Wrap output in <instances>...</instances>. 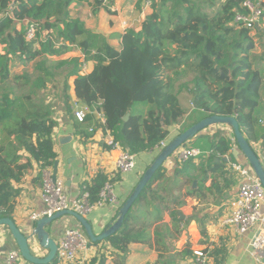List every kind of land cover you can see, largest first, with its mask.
I'll use <instances>...</instances> for the list:
<instances>
[{"label":"trees","instance_id":"obj_1","mask_svg":"<svg viewBox=\"0 0 264 264\" xmlns=\"http://www.w3.org/2000/svg\"><path fill=\"white\" fill-rule=\"evenodd\" d=\"M93 1L98 8L109 11L101 7L99 0ZM148 1L153 13L140 31H125L119 37L120 50H116L103 36L90 32L80 19L71 17L73 3L89 0H0V45L4 47L0 53V210L4 211L1 218L11 219L20 195L13 184L20 183L33 168L32 161L42 171L53 168L57 161L54 112L43 99L36 101V96L56 78L48 59L73 47L80 48L86 56L95 52V68L91 74L81 76L77 74L78 60L63 61L58 67L73 65L76 70L63 78L76 76V99L102 113L104 131L133 156L155 151L169 137V128L178 125L186 115L180 103L184 93L192 97L195 109L209 117H234L242 133H255L264 72L257 66L252 32L243 23L235 22L238 14L248 15L243 8L246 0ZM261 6L264 9V3ZM27 24L38 26V39L33 42L26 39ZM42 33H52L53 40L41 42ZM261 46L264 48L262 42ZM259 59L264 61V55ZM18 63H36L35 69L41 76L34 79L27 71L13 74ZM64 84L65 106L71 113L69 87ZM26 88L30 91L22 93ZM139 107L141 110L135 111ZM260 138L257 134L251 140L257 142ZM211 143L218 155L224 156L231 150V140L221 132L215 134ZM161 169L141 197L158 180ZM107 182L108 178L100 174L83 183L82 188L88 187L94 203ZM139 199L120 230L104 241L114 251L128 252L129 233L137 227L133 210ZM119 211L106 229L119 220ZM106 261L101 253L88 264ZM50 264H59V260L56 258Z\"/></svg>","mask_w":264,"mask_h":264},{"label":"crops","instance_id":"obj_2","mask_svg":"<svg viewBox=\"0 0 264 264\" xmlns=\"http://www.w3.org/2000/svg\"><path fill=\"white\" fill-rule=\"evenodd\" d=\"M147 1L114 0L111 9L107 11L98 8L93 0H89L87 3H73L70 6V15L72 18L80 19L90 32L103 36L112 48L120 50L119 37L126 31L123 22L129 24L128 30L140 31L146 18L153 13L151 6L146 8ZM18 29H21L20 25ZM252 37L256 45L261 44L263 34L253 32ZM256 48L254 54L259 56L260 52L258 47ZM94 55L95 52L92 56H86L80 48L73 47L71 51L61 56L49 58L48 66L53 68L63 61L78 60L77 74L85 76L91 74L95 68ZM35 66L36 63L25 65L18 63L12 73L24 74L26 71L32 73ZM257 66L264 72V61L262 64L258 60ZM62 68L66 70L65 75L75 70L73 65ZM75 79L76 76L63 78L62 91L59 92L55 91L59 82V79L55 78L47 83L53 92L48 91L46 87L40 93L46 105L53 102L57 107L52 110L53 119L57 123L53 133L54 151L59 162L57 178L65 181L69 197H76L81 192L83 183L95 180L100 174L113 184L116 205L97 208L86 217L95 233L101 234L134 192L162 150L156 148L153 152L136 156L135 169L123 175L118 174L116 161L119 151L107 145V135L102 131L97 117L89 115L84 125L73 118V106L79 102L75 95ZM64 82L69 87L67 94L70 97L71 113L65 106ZM49 84H52L53 88ZM180 103L186 115L178 125L169 128L170 134L165 140L167 146L180 134L209 117L194 108L193 99L187 93L180 96ZM140 110L139 107L135 111ZM256 117L259 125L255 133L243 134L264 165V133L262 137L264 83ZM92 127L96 128L94 134L88 132ZM219 132L232 143L231 150L224 156L212 150L211 140L213 141L215 134ZM257 134H260L261 138L254 142L251 138ZM188 148H198L203 154L185 163L179 162L174 154L161 167L160 177L152 183L147 195L139 199V204L133 210L136 217L133 222L137 227L129 233L131 240L128 252L122 254L111 249L107 242H101L98 247H91L90 257L84 264H88L93 257L101 253L107 258L106 264H196L194 256L196 250H204L208 254L209 264H254L249 254V243L253 233L239 236L234 229L221 224L222 219L230 213L229 204L237 196L244 181L233 170L232 165L242 164L251 168L239 152L233 130L227 125L213 126L188 141L179 150ZM24 156L27 158V154ZM32 162L33 168L26 173L22 181L13 184L20 190V195L16 199V207L11 216L18 228L28 234L32 232L33 226L31 214L45 209L41 198L44 173L49 172L51 175L54 173V167L42 171L36 162ZM190 165L192 167L188 169ZM262 210L264 211V206ZM67 228L81 230L74 218L65 217L53 228L52 238L57 241ZM12 250L18 249L11 234L6 227H0V264H4L7 254ZM34 250L38 256L47 254L44 249L38 247ZM82 259L84 260L83 256H80L76 264H81Z\"/></svg>","mask_w":264,"mask_h":264},{"label":"built area","instance_id":"obj_3","mask_svg":"<svg viewBox=\"0 0 264 264\" xmlns=\"http://www.w3.org/2000/svg\"><path fill=\"white\" fill-rule=\"evenodd\" d=\"M99 1L102 4V8L107 7L111 9L112 0ZM261 3L257 0H246L243 3V8L248 11V15L238 14L235 22L243 23L244 27L252 33L256 32L258 26L264 28V9ZM146 5L150 6V1H147ZM122 25L126 31L130 29L127 22H123ZM38 33L39 29L36 24H27L26 39L28 42L37 40ZM50 38H53L52 33H42L40 41L46 42ZM0 47L2 51L0 53H3L4 47L1 45ZM73 114L75 120L81 125L86 124L89 115L93 114L97 117L102 131L107 135V145L113 147V150L119 151L116 161L118 174L123 175L135 169L136 156L131 155L119 145H116L111 134L108 131H104L105 118L102 113L94 112L85 104L76 102L73 106ZM95 131V127L88 130L91 134H94ZM166 146L165 141H163L157 148L163 151ZM175 154L179 162L185 163L191 159L199 158L203 152L198 148H188L178 150ZM232 168L244 181L239 188L237 196L229 204L230 213L222 219L221 224L234 229L239 236L252 232L253 237L249 243V254L254 264H264V211L262 210L264 206V187L255 176L253 170L246 165L233 164ZM43 181L41 198L45 209L31 214L30 219L33 223L68 210L86 218L97 208L106 205H116L117 203L111 182H107L104 185L98 200L93 203L86 186L82 188L76 197L70 198L66 193L65 181L61 178L53 181L52 175L49 172H45ZM3 213L4 211L0 210V218ZM56 243L59 264H76L80 256H83L84 260H81V264H84L90 257L91 241L81 230L65 229ZM32 246L33 250L34 248L36 249V242H33ZM194 256L196 264H209L208 254L204 250L194 251ZM4 264L30 263L23 259L18 250H12L7 254Z\"/></svg>","mask_w":264,"mask_h":264},{"label":"water","instance_id":"obj_4","mask_svg":"<svg viewBox=\"0 0 264 264\" xmlns=\"http://www.w3.org/2000/svg\"><path fill=\"white\" fill-rule=\"evenodd\" d=\"M257 30L263 34L262 43L264 44V29L258 26ZM128 119L129 116H126L124 120L127 121ZM217 125H227L233 130V135L237 142L240 154L245 157L255 176L264 187L263 162L249 141L245 138L237 119L234 117L211 116L192 126L166 146L150 168L145 172L134 192L129 196L125 204L121 206L119 211V220L110 228L105 229L101 234L95 233L92 225L85 217L69 210L57 213L50 218H43L38 222L33 223V226H31L32 232L29 234L27 232L23 233L10 218H0V227L7 228L21 256L30 264H50L57 258V243L56 240L52 238L50 230H53L58 221L65 217L74 218L78 222L81 231L85 233L91 243L104 242L120 230L129 211L135 202L141 197L142 193L148 184L153 180L163 164L169 158L173 157L174 154L188 141L192 140L206 129ZM58 166L59 162L56 161L54 164V173L52 175L53 181L57 179ZM48 228H50V230H48ZM33 242H36V247L44 249L47 254L45 256H38L33 250Z\"/></svg>","mask_w":264,"mask_h":264},{"label":"rangeland","instance_id":"obj_5","mask_svg":"<svg viewBox=\"0 0 264 264\" xmlns=\"http://www.w3.org/2000/svg\"><path fill=\"white\" fill-rule=\"evenodd\" d=\"M146 8H150V6H148V5H146ZM258 45H256V47H258V52H260V54H259V56H256L255 54V56H256V58H257V60H259L260 61V59L259 58H261L263 55H264V48L261 46V44L260 43H257ZM0 49H1V47H0ZM257 49V48H256ZM261 63L263 64V61L261 60ZM58 65V63L56 64V65H54V75H55V77L57 78V79H59V82H58V85H57V87H56V90L55 91H59V92H61L62 91V83H61V81L63 80V77L65 76V68H62V67H58L57 66ZM16 71V70H15ZM19 71V70H18ZM17 72V71H16ZM31 75L34 77V79H36V77L39 75V76H41V73L40 72H37L36 71V69H34V71H32V73H31ZM49 86L51 87V88H53V85L52 84H49ZM47 90L49 91V90H51V89H49L48 88V85H47ZM30 91V88H26V89H23L22 90V93H28ZM51 92H53L52 90H51ZM53 94V93H52ZM44 96V95H43ZM43 98H42V96H41V93L39 92V94L36 96V101H38V102H43V100H42ZM56 101V100H55ZM58 102H56V104H57ZM51 108H52V110H53V108H57L56 107V105L52 102H50L49 104H48ZM54 111V110H53ZM57 112V111H56ZM140 156V155H139ZM139 156H137V157H139ZM249 165V164H248ZM60 222V221H59ZM48 230H50V228H48ZM50 232H51V234H53L52 233V229L50 230Z\"/></svg>","mask_w":264,"mask_h":264}]
</instances>
